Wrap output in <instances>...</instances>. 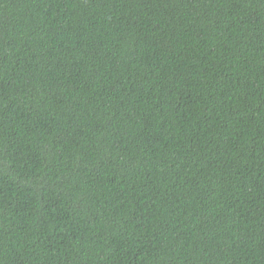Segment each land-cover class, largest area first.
I'll list each match as a JSON object with an SVG mask.
<instances>
[{"label":"trees","instance_id":"trees-1","mask_svg":"<svg viewBox=\"0 0 264 264\" xmlns=\"http://www.w3.org/2000/svg\"><path fill=\"white\" fill-rule=\"evenodd\" d=\"M0 264H264V0H0Z\"/></svg>","mask_w":264,"mask_h":264}]
</instances>
